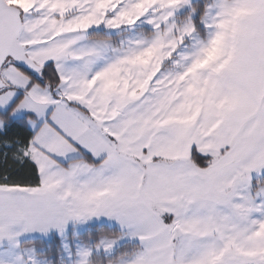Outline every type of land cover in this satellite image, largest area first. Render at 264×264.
Listing matches in <instances>:
<instances>
[{
    "label": "snow or ice",
    "instance_id": "obj_1",
    "mask_svg": "<svg viewBox=\"0 0 264 264\" xmlns=\"http://www.w3.org/2000/svg\"><path fill=\"white\" fill-rule=\"evenodd\" d=\"M0 264H264V0H0Z\"/></svg>",
    "mask_w": 264,
    "mask_h": 264
}]
</instances>
